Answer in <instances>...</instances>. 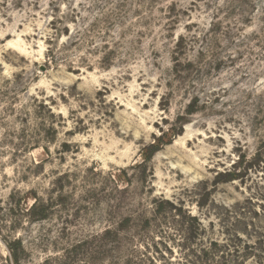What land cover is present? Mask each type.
<instances>
[{"label": "rangeland", "instance_id": "obj_1", "mask_svg": "<svg viewBox=\"0 0 264 264\" xmlns=\"http://www.w3.org/2000/svg\"><path fill=\"white\" fill-rule=\"evenodd\" d=\"M0 264H264V0H0Z\"/></svg>", "mask_w": 264, "mask_h": 264}]
</instances>
